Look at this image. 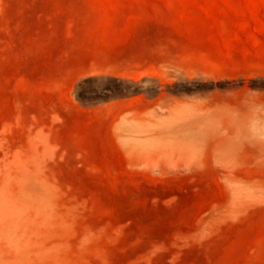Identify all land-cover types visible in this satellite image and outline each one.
I'll use <instances>...</instances> for the list:
<instances>
[{
	"label": "rangeland",
	"instance_id": "374dc122",
	"mask_svg": "<svg viewBox=\"0 0 264 264\" xmlns=\"http://www.w3.org/2000/svg\"><path fill=\"white\" fill-rule=\"evenodd\" d=\"M0 264H264V0H0Z\"/></svg>",
	"mask_w": 264,
	"mask_h": 264
}]
</instances>
